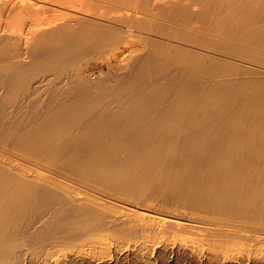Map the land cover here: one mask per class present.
<instances>
[{"label":"bare ground","instance_id":"obj_1","mask_svg":"<svg viewBox=\"0 0 264 264\" xmlns=\"http://www.w3.org/2000/svg\"><path fill=\"white\" fill-rule=\"evenodd\" d=\"M2 16L0 264H264V0Z\"/></svg>","mask_w":264,"mask_h":264},{"label":"rangeland","instance_id":"obj_2","mask_svg":"<svg viewBox=\"0 0 264 264\" xmlns=\"http://www.w3.org/2000/svg\"><path fill=\"white\" fill-rule=\"evenodd\" d=\"M3 17V18H2ZM1 18H2V20H0L1 21V25L0 26H2V23H3V25L6 23H10V21H11V18L10 17H6V16H2ZM5 17H6V20H4L5 19ZM0 18V19H1ZM5 21V22H4ZM7 21H9V22H7ZM12 22V21H11ZM12 24V23H11ZM11 24H9V25H11ZM111 62H115V60H112ZM93 65H95V64H93ZM95 70V68L93 67V66H90V68L86 71L87 73H89V74H91L93 71ZM52 96L53 97H57L58 96V94H52ZM145 103H146V101H145ZM132 104V103H131ZM156 111L155 110H153V109H151V110H148L147 111V113L145 112V113H143V118H149L150 117V114H153V113H155Z\"/></svg>","mask_w":264,"mask_h":264}]
</instances>
